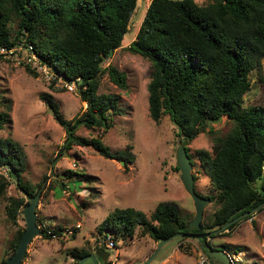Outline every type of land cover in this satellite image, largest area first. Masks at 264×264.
Returning <instances> with one entry per match:
<instances>
[{"label":"trees","instance_id":"trees-1","mask_svg":"<svg viewBox=\"0 0 264 264\" xmlns=\"http://www.w3.org/2000/svg\"><path fill=\"white\" fill-rule=\"evenodd\" d=\"M137 1L0 0V47L28 50L54 78L73 83L80 100L86 103L82 112L68 120L51 93L40 94L65 133L52 166L76 145L90 147L106 159L124 161V168L131 163L127 152H112L103 142L113 126L112 116L121 115L120 94H99L98 88L104 75L117 87H127L126 75L103 63L125 42ZM127 50L149 62L148 115L155 124L167 118L176 128L192 166H196V159L207 176L208 191L200 194L193 174L195 191L215 209L208 222L201 221L200 229H189L190 220H184L170 202H159L148 216L132 207L116 208L97 227L98 232L111 233L116 245L117 239L132 240L138 228L141 237L159 243L177 232L213 233L264 202V105H243L254 69L264 84V0H203L200 4L195 0H150ZM3 58L6 55L0 54V60ZM23 66L33 76L39 75L30 64ZM10 108V98L0 100V130L11 122ZM223 118L231 122V127L224 135H217L213 124ZM83 127L100 131L97 136L80 135L78 131ZM205 132L212 137L211 150L190 153L187 145ZM24 158L12 138L0 136V167L10 177L16 173V188L23 194L10 198L5 208L13 223H17L25 198L35 195L46 180L44 177L36 185L25 181ZM73 174L65 170L60 175L70 178ZM9 185L1 176L0 198ZM48 188L42 192L46 194ZM37 224H43L40 217ZM49 228L57 235L63 230L58 225ZM23 231L22 227L17 229L2 264L14 253ZM40 235L51 239L47 228H41ZM216 235L213 233L211 238ZM222 247L229 249V245ZM92 250L75 247L67 255L77 264L82 257L93 254Z\"/></svg>","mask_w":264,"mask_h":264},{"label":"rangeland","instance_id":"rangeland-1","mask_svg":"<svg viewBox=\"0 0 264 264\" xmlns=\"http://www.w3.org/2000/svg\"><path fill=\"white\" fill-rule=\"evenodd\" d=\"M195 1L200 4L203 0ZM149 2L137 1L125 42L103 63L104 67L111 64L122 71L126 75L127 87H117L108 75H104L98 88L99 94H120L121 115L112 116L113 126L104 135L103 142L112 152L124 151L132 157L126 168L119 160L106 159L90 147L77 145L52 166L51 160L65 133L40 94L51 93L62 116L68 120L82 112L86 103L80 100L75 89L70 90L59 82L51 83L50 74L36 66L26 50L18 49L0 60V100L11 99V122L0 130V136L12 138L21 147L25 155L22 172L25 181L36 185L46 177L37 205V218L52 228L58 225L73 231L64 238L43 239L39 235L32 239L24 257L26 264H66L70 259L67 253L75 247L94 249L92 255L98 264H197L201 248L195 238L174 237L151 258L158 243L148 236L141 237L138 228L132 240L117 239L114 247H107L105 241L111 233L103 231L100 234L97 229L116 208L132 207L148 216L163 201L175 204L186 221L195 216L193 200L184 190L180 178L176 157L180 139L176 136V128L167 118L155 124L148 115L146 87L149 62L127 50ZM24 63L37 67L39 75L35 77L25 71ZM261 72L264 75V58L261 60ZM249 78L251 86L243 96V105H264V84L259 80L256 69ZM230 127L231 122L225 118L213 124L217 135H224ZM99 131L83 127L78 133L90 137L97 136ZM211 146L212 137L206 132L200 133L187 145L190 153L197 149L211 150ZM195 162L196 166H192V174L197 177L195 187L198 193L205 194L208 191L207 176L200 162L196 159ZM65 170H72L75 174L65 178L60 175ZM1 176L10 185L5 196L0 198V264L4 253L9 251V240L12 241L18 228L25 229L22 212L17 216V223L11 222L5 212L10 198L23 195L16 188L17 175L10 177L6 169L0 167ZM46 186L49 188L45 194L42 190ZM29 200L25 198L22 211ZM214 209L213 204L207 203L202 221L208 222ZM77 224L80 228H75ZM217 234L207 238L214 247L229 245V249L241 251L244 263L264 264V208L251 218L241 220L231 230ZM82 264L95 263L91 258H85Z\"/></svg>","mask_w":264,"mask_h":264},{"label":"water","instance_id":"water-1","mask_svg":"<svg viewBox=\"0 0 264 264\" xmlns=\"http://www.w3.org/2000/svg\"><path fill=\"white\" fill-rule=\"evenodd\" d=\"M177 157V164L180 169V178L184 190L187 194L192 198L195 208V216L192 220L189 221L187 227L193 229H200L202 227V218L204 213V208L206 204L209 202L207 198L202 197L195 191L194 187V176L192 174V164L190 162L188 153L186 151V147L182 144V141H179V146L176 151ZM124 164V161H120ZM12 176L16 177L15 172H12ZM41 193V188L38 192L33 195L29 202L23 208V217L25 220V229L21 235V238L15 248L14 253L8 257L4 264H22V261L27 253L28 245L31 243L32 239L40 235V229L37 224V205L39 201V196ZM264 208V202L259 204L258 206L252 208L251 210L244 212L237 217L233 218L232 220L225 223L222 227L218 230L214 231V234H217L220 231L227 229L233 223L239 222L242 219L254 215L260 209ZM212 232H204V233H193V232H177L171 235L169 238L161 240L158 243L157 248L155 249L154 253L152 254L151 258L155 256L159 248L165 244L167 241L174 237H191L195 238L200 241V248L204 252V254L214 262L218 264H230L229 260L227 259L225 253L223 252L221 247H213L212 245H208L207 243H203L201 241L202 238H209L213 234ZM85 258H91L95 264H98L95 260V256L92 254L86 255L82 257L77 264H82ZM150 258V259H151ZM149 259V260H150ZM148 260V261H149ZM147 264V263H144Z\"/></svg>","mask_w":264,"mask_h":264},{"label":"built area","instance_id":"built-area-1","mask_svg":"<svg viewBox=\"0 0 264 264\" xmlns=\"http://www.w3.org/2000/svg\"><path fill=\"white\" fill-rule=\"evenodd\" d=\"M20 50H22V49H20ZM13 51L14 52L18 51V49L14 48V49L8 50L5 47H0V54H5V55L8 54V53L13 54L14 53ZM26 51L28 52V50H26ZM28 54H29V59H31V61H34L36 63V66L43 68L44 71H46L47 73L50 74L51 82H52V80H56V83L59 82L60 85L65 86V87H67L70 90L75 89V85L73 83H67V82L63 81L61 78H59V79L54 78V75L50 71V69L47 66H44L41 63H39L38 58L34 54L29 53V52H28ZM31 67L33 69H35L37 72H39L37 70V67H35V66H31ZM38 227H39V229L47 228V234H50L51 237L55 238V239L64 238L65 236H67V234H72V232H73V231H71V229H66V230L63 229L61 231V233L59 235H57V234L53 233L52 229L49 228V226L45 225L44 223L42 225L38 224ZM75 228H80V225L77 224ZM105 241L107 242V247H114L115 246L114 240L111 237H106ZM98 245L102 246V243L98 242ZM222 250L225 253L227 259L230 262V264H246V263H244V261H243V259L241 257V251H237L235 249H225V248H222ZM197 264H214V263L201 250L200 253H199V256H198Z\"/></svg>","mask_w":264,"mask_h":264},{"label":"crops","instance_id":"crops-1","mask_svg":"<svg viewBox=\"0 0 264 264\" xmlns=\"http://www.w3.org/2000/svg\"><path fill=\"white\" fill-rule=\"evenodd\" d=\"M153 242L155 243V241H153ZM10 243H11V240H9L8 246L10 245ZM156 243H157V242H156ZM8 249H9V247H8ZM28 251H29V247L27 248V252H28ZM7 255H8V250L4 253V255H3L2 259H1V264H2V260H3L4 258H6ZM69 258H70V257H69ZM22 264H26L25 259L23 260V263H22ZM66 264H74L73 259L70 258L69 261L66 262Z\"/></svg>","mask_w":264,"mask_h":264},{"label":"flooded vegetation","instance_id":"flooded-vegetation-1","mask_svg":"<svg viewBox=\"0 0 264 264\" xmlns=\"http://www.w3.org/2000/svg\"><path fill=\"white\" fill-rule=\"evenodd\" d=\"M201 241H203V243L208 242V241H207V238H202ZM199 242H200V241H199Z\"/></svg>","mask_w":264,"mask_h":264},{"label":"clouds","instance_id":"clouds-1","mask_svg":"<svg viewBox=\"0 0 264 264\" xmlns=\"http://www.w3.org/2000/svg\"><path fill=\"white\" fill-rule=\"evenodd\" d=\"M223 248V247H222ZM211 260V259H210Z\"/></svg>","mask_w":264,"mask_h":264}]
</instances>
